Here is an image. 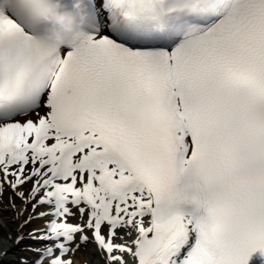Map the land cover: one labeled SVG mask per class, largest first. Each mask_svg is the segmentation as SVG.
Segmentation results:
<instances>
[{
  "label": "snow or ice",
  "instance_id": "obj_1",
  "mask_svg": "<svg viewBox=\"0 0 264 264\" xmlns=\"http://www.w3.org/2000/svg\"><path fill=\"white\" fill-rule=\"evenodd\" d=\"M85 4L61 45L46 0H0V196L45 221L33 264L264 259V0Z\"/></svg>",
  "mask_w": 264,
  "mask_h": 264
},
{
  "label": "bare ground",
  "instance_id": "obj_2",
  "mask_svg": "<svg viewBox=\"0 0 264 264\" xmlns=\"http://www.w3.org/2000/svg\"><path fill=\"white\" fill-rule=\"evenodd\" d=\"M24 208L22 202L15 198L10 190H6L0 196V264H33L38 259L37 253L43 245L28 237L34 230H37L36 234L39 235L38 230L44 228L45 221L43 219L33 220L30 224L20 228L21 221L32 214L30 205L27 211H24ZM44 210L42 207L36 209L37 212ZM20 235H23L25 239L18 244L16 241ZM24 242H32L39 247L36 248L39 250L33 251L31 248L23 250L22 247L28 244ZM70 256L73 264H102L93 245L81 246Z\"/></svg>",
  "mask_w": 264,
  "mask_h": 264
},
{
  "label": "clouds",
  "instance_id": "obj_3",
  "mask_svg": "<svg viewBox=\"0 0 264 264\" xmlns=\"http://www.w3.org/2000/svg\"><path fill=\"white\" fill-rule=\"evenodd\" d=\"M3 14L4 9H0V15ZM40 14L48 25V39L61 45L65 43L68 34L75 32L87 20L85 0H73L71 7L64 0H46ZM4 36V31L0 30V39Z\"/></svg>",
  "mask_w": 264,
  "mask_h": 264
},
{
  "label": "rangeland",
  "instance_id": "obj_4",
  "mask_svg": "<svg viewBox=\"0 0 264 264\" xmlns=\"http://www.w3.org/2000/svg\"><path fill=\"white\" fill-rule=\"evenodd\" d=\"M24 243H28L27 245H24L22 247L23 250H29L31 248V250H39V249H36V248H39L38 246H36L35 244H32V242H24ZM23 243V244H24ZM34 246V247H33Z\"/></svg>",
  "mask_w": 264,
  "mask_h": 264
}]
</instances>
